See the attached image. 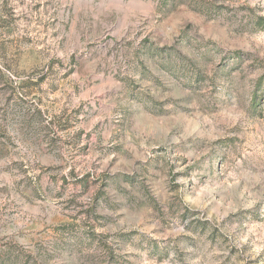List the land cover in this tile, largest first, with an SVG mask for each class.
Segmentation results:
<instances>
[{
	"label": "rangeland",
	"instance_id": "obj_1",
	"mask_svg": "<svg viewBox=\"0 0 264 264\" xmlns=\"http://www.w3.org/2000/svg\"><path fill=\"white\" fill-rule=\"evenodd\" d=\"M0 264H264V0H0Z\"/></svg>",
	"mask_w": 264,
	"mask_h": 264
}]
</instances>
